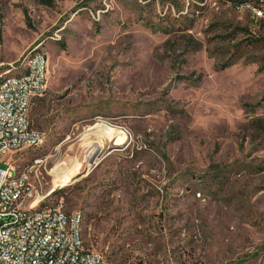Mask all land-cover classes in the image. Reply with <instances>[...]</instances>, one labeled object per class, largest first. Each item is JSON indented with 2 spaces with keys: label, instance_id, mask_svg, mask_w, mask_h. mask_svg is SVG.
Returning a JSON list of instances; mask_svg holds the SVG:
<instances>
[{
  "label": "rangeland",
  "instance_id": "obj_1",
  "mask_svg": "<svg viewBox=\"0 0 264 264\" xmlns=\"http://www.w3.org/2000/svg\"><path fill=\"white\" fill-rule=\"evenodd\" d=\"M34 48L47 142L0 168L38 164L112 264H264L263 23L218 0H0V75Z\"/></svg>",
  "mask_w": 264,
  "mask_h": 264
},
{
  "label": "built area",
  "instance_id": "obj_2",
  "mask_svg": "<svg viewBox=\"0 0 264 264\" xmlns=\"http://www.w3.org/2000/svg\"><path fill=\"white\" fill-rule=\"evenodd\" d=\"M243 8V6H239ZM262 13V12H258ZM257 19V18H256ZM2 66H0L1 68ZM10 68H20L14 61ZM44 68H49L48 56L34 58L33 75L27 81H15L4 85L0 90V160L10 152L23 148H36L37 141L45 139V133L34 129L24 132L25 122L29 120V108L39 92H45L48 77H43ZM7 168H0V264H112L100 252L86 242L81 233L63 231L64 219L50 221V214H58V207L43 206V199H49V191L44 192L40 203L41 216H32L31 209L26 215H18V207L23 202H31L30 194H21L17 186L8 187V179L13 178V164L6 161ZM40 171L38 164L27 168V173ZM36 185V182H26ZM75 218V216H73ZM40 219H47V227H40ZM7 221H18V230H6ZM66 252H74V261H65Z\"/></svg>",
  "mask_w": 264,
  "mask_h": 264
},
{
  "label": "bare ground",
  "instance_id": "obj_3",
  "mask_svg": "<svg viewBox=\"0 0 264 264\" xmlns=\"http://www.w3.org/2000/svg\"><path fill=\"white\" fill-rule=\"evenodd\" d=\"M223 1L229 5H235L238 8L239 6L244 7L242 9H247L252 13L254 18L262 22L264 24V0H218ZM262 12V13H258ZM47 54L38 48H34L30 50L20 61V68H11L12 70H16V75H0V90H3L4 85H10V83L15 81H27L29 77L33 75V63L34 58H38L39 56H46ZM10 65H14V62ZM48 68H44L43 77H49ZM48 83V80H47ZM44 92H39V96H41ZM37 97L33 98V104ZM0 105H3V98H0ZM32 108V106H31ZM29 108V114L30 110ZM24 132H32V127L30 122H25ZM47 140L41 139L37 141V147L41 148L46 144ZM99 150V148H97ZM95 155L90 158V162L93 163L95 159ZM13 178L8 179V187L17 186V179H22V182H19V190H21V194H30L31 193V202H23L18 207V215H26L31 209L32 216H41L42 215V207L40 205H33L31 208V203H40L42 198L41 192V183L37 179V175L35 176L36 171H31L29 174L27 173V169L17 170L15 166H13ZM26 182H36V185H26ZM56 192V191H55ZM52 192H49V199H43V206L45 207H58V214H50V221H59V216L64 219L63 231H72L75 229L76 233L83 232V224L84 218L81 213L75 211H68L64 205L63 201H52L51 197ZM75 216V218L73 217ZM40 227H47V219H40ZM19 222L18 221H7L6 222V230H18ZM65 261H74V252H66ZM53 264H62V262H54Z\"/></svg>",
  "mask_w": 264,
  "mask_h": 264
},
{
  "label": "trees",
  "instance_id": "obj_4",
  "mask_svg": "<svg viewBox=\"0 0 264 264\" xmlns=\"http://www.w3.org/2000/svg\"><path fill=\"white\" fill-rule=\"evenodd\" d=\"M43 4H46L48 6H51L53 4V0H41ZM262 23V22H260ZM257 132L259 133V136L261 139L264 140V120L263 119H258L257 120Z\"/></svg>",
  "mask_w": 264,
  "mask_h": 264
},
{
  "label": "crops",
  "instance_id": "obj_5",
  "mask_svg": "<svg viewBox=\"0 0 264 264\" xmlns=\"http://www.w3.org/2000/svg\"><path fill=\"white\" fill-rule=\"evenodd\" d=\"M46 53V52H45ZM47 54V53H46ZM48 56V55H47ZM49 59V58H48ZM37 99V98H36Z\"/></svg>",
  "mask_w": 264,
  "mask_h": 264
}]
</instances>
